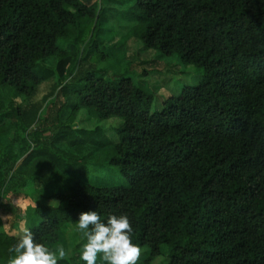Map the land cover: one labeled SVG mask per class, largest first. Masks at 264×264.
I'll return each instance as SVG.
<instances>
[{
    "label": "trees",
    "instance_id": "16d2710c",
    "mask_svg": "<svg viewBox=\"0 0 264 264\" xmlns=\"http://www.w3.org/2000/svg\"><path fill=\"white\" fill-rule=\"evenodd\" d=\"M123 1L143 49L177 54L202 77L152 109V95L130 76L78 70L63 89V105L71 108L66 126L78 134L57 141L110 145L109 162L127 180L95 185L74 179L68 192L47 193L46 203L35 208L39 221L27 228L53 249L63 227L82 212L97 211L105 222L110 214H125L133 242L149 248L139 264H152L162 245L163 264H264V0ZM106 9L103 0H0V94L10 95L13 111L4 115H14L19 128L42 121L48 95L38 100L36 94L43 82L63 76L73 59L80 67L106 58ZM78 43L85 44L81 53L74 51ZM49 59H56V68L44 65ZM81 109L100 119L120 118L116 138L98 140L101 126L74 129ZM6 126L0 117L1 153ZM36 155L48 152L34 147L16 171ZM3 161L0 224L5 216L10 225L0 230V264H7L23 219L22 210L3 200L12 190Z\"/></svg>",
    "mask_w": 264,
    "mask_h": 264
},
{
    "label": "rangeland",
    "instance_id": "374dc122",
    "mask_svg": "<svg viewBox=\"0 0 264 264\" xmlns=\"http://www.w3.org/2000/svg\"><path fill=\"white\" fill-rule=\"evenodd\" d=\"M79 1L86 2L87 0ZM103 3L107 6L104 20H102V24L107 29L103 37V41L107 43V46H104V51L108 53L106 58L104 60L90 58L85 60L80 67L77 60L73 59L63 76L55 73L52 79L43 82L36 94L38 100L48 95L39 113L41 122L35 123L28 130L19 128L18 120L14 115H4L6 111H13L10 95L0 94V99L3 101V106L0 105V117L7 125V131L2 135L4 150L0 152V161L4 159L2 167L5 172L8 170L6 181L12 189L3 200L22 210L20 217L23 221L25 219V224L23 221L20 224L23 223L25 227L39 221L35 208L39 203H46L48 192H68L74 179H81L95 185L124 184L127 180L126 176L109 162L112 153L110 145H105L100 149L92 144L73 146L67 139L57 141L62 134L65 136L78 134L77 131L66 126L71 108L63 105L65 103L64 85L78 70L82 71L89 67L96 69L97 75L103 72L106 77L116 78L121 74L130 76L137 86L152 95V109L158 107L162 100L170 94H178L183 85H194L202 77L203 72L195 64L183 62L177 54L162 55L158 49H143V42L134 36L136 22L130 19L131 7L127 2L103 0ZM92 38L85 44H91ZM85 44L78 43L74 51L81 53ZM44 65L56 68V59H49ZM54 84H56L55 89H53ZM22 98L19 96L17 101L21 102ZM72 98L75 99L74 96ZM121 122L118 117L100 119L96 114H90L87 109H81L72 121V125L74 129L101 126L105 133L94 134L98 140L105 142L107 137L116 138L115 127ZM44 127H46L45 130L34 133L37 129ZM66 130L67 133H64ZM36 146L38 149H45L48 155L41 157L36 155L21 167V171H16L23 158ZM17 153H24V156L15 164L10 161L5 162V160H12ZM51 159L55 162L51 168L45 169L46 162ZM37 174L41 175L44 182L36 177ZM31 176L36 177L34 182L30 181ZM42 186L44 190L40 191L39 188ZM3 221L0 224V230L7 222L5 219ZM9 222H7V227L10 225ZM20 224L14 230L16 233H19ZM75 226L76 222L66 224L60 231L59 241L53 247L55 250L62 245L68 253L67 258L59 261V264H84L79 259V255L82 244L86 241L75 230ZM141 249L142 255L139 262L149 250L148 246ZM166 253L167 247L162 245L161 255L152 261V264H163ZM101 263L103 264L102 261H98V264Z\"/></svg>",
    "mask_w": 264,
    "mask_h": 264
},
{
    "label": "clouds",
    "instance_id": "9594fccd",
    "mask_svg": "<svg viewBox=\"0 0 264 264\" xmlns=\"http://www.w3.org/2000/svg\"><path fill=\"white\" fill-rule=\"evenodd\" d=\"M4 226L7 227V223ZM75 230L86 241L79 255L84 264H98V261L103 264H139L142 249L132 240L133 227L127 215L110 214L105 222L97 211L82 212ZM9 251L14 255L7 264H59L68 256L62 245L53 250L37 242L33 232L23 223L19 226L17 242Z\"/></svg>",
    "mask_w": 264,
    "mask_h": 264
}]
</instances>
